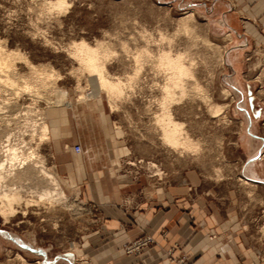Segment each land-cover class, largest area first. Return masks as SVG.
Instances as JSON below:
<instances>
[{
	"label": "rangeland",
	"instance_id": "rangeland-1",
	"mask_svg": "<svg viewBox=\"0 0 264 264\" xmlns=\"http://www.w3.org/2000/svg\"><path fill=\"white\" fill-rule=\"evenodd\" d=\"M42 1L0 0V39L6 42L8 49L22 53L48 78L45 80L48 89L39 98L27 93L18 97L15 89L0 84V108L5 106L0 117L12 120L10 129L13 134L16 132L12 139V145H17L15 148L23 145L24 150L38 149V158L57 179L67 200L61 204L43 201L27 209L21 206L8 224L0 217V235L6 239L0 237V264H38V261L42 264H89L82 259L84 256L79 250L87 233L101 229L100 212L79 188L70 186L58 175L51 139L41 142L40 129L35 132L34 124L46 120L51 132V121L58 107L101 100L110 109L118 135L125 143L122 154L128 157L122 160L121 174L136 180L153 178L163 182L166 177L185 170L196 173V178L210 188L208 195L212 199L216 196L223 207L230 206L242 216V226L250 234L253 245L264 253V184L249 180V172L245 171L250 162L247 152L252 155L257 148L254 136L250 135L252 119L247 108L258 120V134L264 136V53L257 48L249 49L244 56L243 71L235 74L226 59L231 39L214 28V17L206 13L204 5L193 9L195 5L188 4V1L197 4L199 0H67L70 7L63 14L38 17ZM189 11L195 16V33L215 45L211 48L202 41L192 42L197 76L209 93L211 103L226 106L218 117H213L209 105L199 99L190 100L176 110V118L186 123L192 138L201 144V151L196 154L175 153L165 148L159 132L155 131L153 113L158 110L155 99L160 98V93L153 89L155 73L150 64L144 66L131 98L122 101L119 113H112L104 93L102 98L79 102L82 95L92 91V86L87 75L78 74V63L68 51L72 42L82 39L90 44L97 41L110 44L117 53L108 70L113 77L126 79L134 74L137 49L147 42L154 49L160 43L159 33H175L178 21ZM175 40L181 48L188 43L184 36ZM14 65L17 83L22 85L31 78V68L21 60H16ZM225 89L231 96L223 95ZM253 127L256 129V124ZM21 138L29 147L18 145L22 143ZM246 145L255 149H247ZM259 156L256 170L264 179V154ZM150 163L158 168H152ZM244 179L256 186L244 184ZM25 186L31 190H26L24 197L37 201L36 192L41 186L30 181L25 182ZM11 236H17L23 244L14 242ZM170 259L171 263L190 264L186 257Z\"/></svg>",
	"mask_w": 264,
	"mask_h": 264
},
{
	"label": "crops",
	"instance_id": "crops-1",
	"mask_svg": "<svg viewBox=\"0 0 264 264\" xmlns=\"http://www.w3.org/2000/svg\"><path fill=\"white\" fill-rule=\"evenodd\" d=\"M193 3L188 1L195 5L193 9L204 5L206 13L214 17V28L230 37L226 59L235 74L243 71L249 49L264 53V0ZM235 53L241 54L237 67L229 60ZM58 108L51 121L55 168L100 212L101 229L83 237L79 250L82 259L89 264H177L171 263L170 257H186L190 264H264V253L253 245L242 226V216L230 206L223 207L216 196L212 199L210 188L196 178V173L185 170L173 177L167 175L163 182L121 174L122 160L128 157L122 154L125 143L102 100ZM247 109L257 148L252 155L246 151L251 156L245 171L249 180L264 184L256 170L264 152V136L258 134V120ZM77 145L82 147L81 153L75 151ZM145 236L155 239L152 248L142 255L126 252V247Z\"/></svg>",
	"mask_w": 264,
	"mask_h": 264
},
{
	"label": "bare ground",
	"instance_id": "bare-ground-1",
	"mask_svg": "<svg viewBox=\"0 0 264 264\" xmlns=\"http://www.w3.org/2000/svg\"><path fill=\"white\" fill-rule=\"evenodd\" d=\"M42 2V7L38 9L40 12L38 17L63 14L70 7V3L67 0H43ZM194 20L193 11H189L178 21L175 33H159L158 41L160 43L156 44L154 49L148 42L138 48L134 54V74L128 75L126 79L113 77L108 70L111 59L117 53L111 47L112 45L109 44V46L103 41L90 44L84 39L72 42L68 51L72 59L78 63L79 67L76 71L78 74L87 75L90 78L89 82L92 86V91L88 95L81 94L79 102L102 98L101 94L104 93L108 99L112 113H119L122 101L131 98L132 91L134 92L136 88V81L143 73L144 66L150 64L155 73L153 89L155 88L160 93V98L155 99L158 110L155 111V114L153 113L154 120L152 119L155 122L153 125L157 129L155 131L159 132L157 134L160 135L159 138H161L165 148L168 147L170 150L176 151L175 153H179L180 151L191 154L199 153L201 151L200 142L192 138L188 132L186 123L176 118V110L182 108L190 100L199 99L206 103L207 106L209 105L208 110L213 117H218L226 106L211 103L209 93L201 85L197 76V62L192 56V42L194 40L195 42L202 41L206 46L211 48L215 45L206 37H201L195 33ZM179 36H184L187 39L188 43L183 48L175 40ZM5 43L0 39V84H5L15 89V94L18 97L23 93H27L32 95V97L39 98L44 94V90L48 89L47 83H45V80L48 78L44 77V73H40V70L38 71L36 67L32 66L22 53L8 49ZM123 48L128 50L126 45ZM240 57V53H235L232 56L230 61L235 63V67L241 64ZM16 60L24 61L31 68V78L25 81L23 79L22 85L17 83L14 73ZM223 95L228 97L230 95L229 90L225 89ZM4 108H0V111ZM45 121L42 120L41 123L38 124L36 122L34 124L35 132H37L38 128L40 129L39 139L41 142L51 139L50 128ZM10 122L12 120L9 118L0 117V153H3H1L2 156L0 155V217L3 219L4 224H8L11 218L16 216L18 209H22L21 206H25V209H27L31 206H38L43 201L61 204L67 200V196L60 188L57 179L45 167L42 159L38 158V149L30 147L24 150L22 144L25 147L28 144L23 141V138H21L22 143L18 144L22 145L21 148L20 146H18L19 148H15L17 146L14 145L15 143L12 145V139L16 132L13 134L12 129H10ZM253 128L255 129V127ZM251 131L252 134L250 133V135H254L253 129ZM34 136L36 135L33 134ZM15 140L17 139L15 138ZM27 150L30 151H28V154H26ZM5 153L6 155L3 156ZM151 167L158 168L153 163ZM157 175L160 174L158 173ZM254 179L256 178L254 177ZM28 181L34 183L35 186H41L37 192L34 191V193H37V201L23 195L26 190H31V188L25 186V182ZM242 181L244 184L251 185L252 188L256 186L255 183L248 182L245 179ZM12 238L14 242L16 241L20 245L23 244L22 240L17 236H11V240ZM33 251L38 253L34 249ZM18 256L24 263H27L22 256ZM71 258L74 260V257ZM38 264H42V262L38 261Z\"/></svg>",
	"mask_w": 264,
	"mask_h": 264
},
{
	"label": "built area",
	"instance_id": "built-area-1",
	"mask_svg": "<svg viewBox=\"0 0 264 264\" xmlns=\"http://www.w3.org/2000/svg\"><path fill=\"white\" fill-rule=\"evenodd\" d=\"M75 151L77 153L82 152V147L80 145L75 146ZM155 243V240L151 236H145L142 239H139L132 243L130 246L126 248V252L128 254L140 255L144 249H148Z\"/></svg>",
	"mask_w": 264,
	"mask_h": 264
},
{
	"label": "water",
	"instance_id": "water-1",
	"mask_svg": "<svg viewBox=\"0 0 264 264\" xmlns=\"http://www.w3.org/2000/svg\"><path fill=\"white\" fill-rule=\"evenodd\" d=\"M28 249H30V250H32L33 251V249L31 248V247H29V246H26ZM38 253H43L42 251H37Z\"/></svg>",
	"mask_w": 264,
	"mask_h": 264
}]
</instances>
